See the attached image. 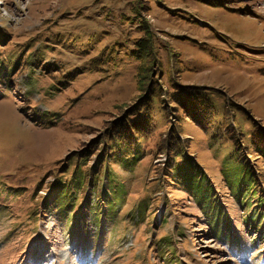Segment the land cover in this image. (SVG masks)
Masks as SVG:
<instances>
[{"label": "rangeland", "instance_id": "rangeland-1", "mask_svg": "<svg viewBox=\"0 0 264 264\" xmlns=\"http://www.w3.org/2000/svg\"><path fill=\"white\" fill-rule=\"evenodd\" d=\"M0 264H264V0H0Z\"/></svg>", "mask_w": 264, "mask_h": 264}, {"label": "trees", "instance_id": "trees-1", "mask_svg": "<svg viewBox=\"0 0 264 264\" xmlns=\"http://www.w3.org/2000/svg\"><path fill=\"white\" fill-rule=\"evenodd\" d=\"M149 32L150 31H147V29H144V34H145V36H144V38L146 39V40H148V34H149ZM143 38V39H144ZM138 47H139V49L141 50V47L143 48V45L142 44H140V43H138ZM139 51V50H138ZM144 53V52H143ZM142 97V96H141ZM119 130L117 129V131L116 132H118ZM262 134V133H261ZM123 138L122 139H120L119 141H115V139L117 138H115V139H113V141L112 142H109V143H107V145L108 144H113V146L114 147H119V146H125V147H127L128 146V144L130 143V139H132L133 137H134V135H132L131 137H129L130 135H131V133H130V130H127V131H125V132H121V134H120ZM254 135V134H253ZM253 135L251 136V141H252V137H253ZM258 135H260V134H258ZM256 136V135H255ZM259 138V137H258ZM258 141H260V138L258 139ZM253 142V141H252ZM260 143H262V142H260ZM104 145H106V142H104L103 143ZM263 144V143H262ZM255 150H259L260 151V149H261V147H259V146H255V148H254ZM105 165H106V162L104 163Z\"/></svg>", "mask_w": 264, "mask_h": 264}]
</instances>
